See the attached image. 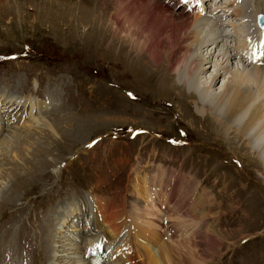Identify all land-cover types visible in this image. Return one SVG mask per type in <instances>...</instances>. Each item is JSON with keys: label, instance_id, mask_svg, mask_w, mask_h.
<instances>
[{"label": "rangeland", "instance_id": "374dc122", "mask_svg": "<svg viewBox=\"0 0 264 264\" xmlns=\"http://www.w3.org/2000/svg\"><path fill=\"white\" fill-rule=\"evenodd\" d=\"M134 1L0 0V51L3 54L19 51L21 43L29 42L38 50L55 52L76 61L74 66H55L57 71L53 83L42 81L41 89L53 95L55 101L63 105L66 102L59 92L65 85L69 86L67 83L69 78L65 74L77 77L79 70L81 76H89L88 69L96 71L99 79L105 83L115 82L121 90L130 91V95L142 100L128 102L119 90L95 82L89 96L81 94L80 98L72 101L76 110L62 112L60 115L57 114L58 116L50 114L44 116L46 120L42 121L44 123L47 121L56 129L55 135L49 128L31 127V123L37 117V113L35 117L33 116L34 111L31 115L28 113L26 121L19 119V116H13V121L9 123L13 125L10 132H15L17 137L12 139L10 152L0 153V188L2 183L7 187V191H4L6 194L1 196L2 200L0 199V242L4 239L3 246L9 243L16 245L9 254L15 252V256L20 255L21 248H16L20 232L30 223L37 236L36 242L40 245L39 264L56 262L63 264L60 261H67V258L58 254L56 261L51 257V248L57 250V247L63 248L64 245L67 249L68 242L63 244V239L67 236L60 233V238L58 234L54 236L57 230L54 229L58 228L59 225L55 223L68 213V208L73 209L75 213L78 212L73 190L95 186L99 195L104 192V185L100 182L103 177L96 175L103 174L106 168L114 170L129 181L132 176L138 179L135 172L128 178L130 169L151 167L153 162L156 166L160 164L170 170L178 167L182 171L190 172L191 179L197 182V191L200 189L210 195L211 190L209 193L206 190L207 184H214V192L217 191L216 205L206 214L214 217L216 222L219 221V225L217 223L216 226L205 229L203 226L208 223L204 221L197 230L199 232L193 233L192 221L185 215L191 223L189 229L187 227V231H184L185 238L160 239V243L173 250L171 254L176 259L174 264L180 261L179 255L183 253L184 256L181 257L189 261L187 257L185 258L186 254L190 256L187 252L188 247L195 255H203L202 264L220 262L236 264L237 259H242L243 256H249L255 264H264V157H257L258 153L255 154L257 152L255 149L259 148L258 142H252L249 147L247 142L243 138L239 139L235 133H226L224 128L222 131L216 118L211 114L207 113L204 116L195 114L198 97L189 91L187 84L185 88L178 87L181 86L178 80L179 73L186 70V77H189V72H192L196 63L190 53L188 42L181 36L174 41L161 37L160 61H154L149 55L147 42L148 39L153 40L150 35L158 31V24L151 25L150 21H146L142 16H135L133 7L138 6L133 4ZM179 2L184 3V0L168 3L173 13L169 23H173L180 14L188 13V18L196 15L194 10V13H190L186 8L178 9ZM209 3V0L204 2V14L210 13ZM228 20L235 25L239 24L233 17L222 19L223 22ZM241 22L238 30L244 24ZM229 26L223 23V31L231 32ZM153 45L155 46V43ZM157 47L158 44L156 51ZM217 52L218 49L212 59L204 63L207 69L205 68L206 71L200 75L202 76L200 83H205V80L214 74ZM232 62L230 69L234 70L238 61ZM45 64L51 66L53 62H42L43 66ZM3 65L5 64L0 65V80L10 81L4 86L3 91H13L11 94L26 91L29 84L25 82V77L28 78L31 74L38 75V72L26 74L25 77H21L23 81L17 79L12 82L10 80L12 75L10 77L4 73L11 68L7 69ZM51 70L52 67H48L45 71ZM107 70L108 73L105 75L100 74ZM228 76L229 74L224 72L215 80L210 90L219 92ZM47 85L52 86L46 87ZM7 97L0 96L2 121L11 118L10 114L7 115V109H3L2 100L14 99L17 102V98ZM23 100L33 101V98ZM144 101L147 104H144ZM125 128L144 129L161 137H172L196 145L182 151L171 148L163 150L164 148L159 145L149 144L153 136L143 135L132 142L121 139L115 143L102 138L91 149H84V145L91 138L102 136L106 132H119ZM6 134L7 132L0 133V138H4ZM198 155L201 160L196 157ZM116 159H122L124 162L115 164ZM62 162L64 165L60 167ZM192 166L201 175L206 174V180L196 181L198 173L191 170ZM184 183L189 184L188 181ZM123 186L124 183L117 187ZM114 190L107 196H111ZM149 194L148 191L144 193L146 197ZM156 199L157 196L151 201L148 214L153 215V212H157V219L154 218L157 224L155 228L150 227L162 237L163 235L158 232L160 217L168 215L172 208L169 205L170 207L160 213ZM135 202L133 199L132 203ZM142 204L137 205H140V208ZM147 217L148 221L151 220L150 215ZM65 221L66 223L69 221L66 228L69 232L66 234L72 232L76 237L77 231L83 227L80 218L77 222L71 218ZM141 226L143 232L147 225L143 226L142 223ZM6 229L10 230L9 236L3 234ZM260 230L263 231L259 233ZM212 232H217V235H213ZM82 234L75 240L80 244ZM14 235L16 239H13ZM67 239H70L69 236ZM158 250L159 246L155 244L151 254L156 256Z\"/></svg>", "mask_w": 264, "mask_h": 264}, {"label": "bare ground", "instance_id": "6f19581e", "mask_svg": "<svg viewBox=\"0 0 264 264\" xmlns=\"http://www.w3.org/2000/svg\"><path fill=\"white\" fill-rule=\"evenodd\" d=\"M171 1L177 2L181 0H167V2H165V0H135L133 2L134 5L138 6V8L133 7L135 16H142L146 19V21H150L151 25H153V23L158 24V31H155L150 35L153 40L148 39V42L145 41V43L147 42V44H149V55L153 57L154 61H160L159 51L162 49V43L160 40L162 39L161 37H164L168 41H174L181 36L185 42H188L190 53L195 58L196 63L192 72H189V77H186V70L179 73L178 80L180 82L179 85L181 84V86L178 87L183 88L184 86L185 88V85L187 84L189 91L193 94L195 93L194 95L198 97V101L195 104V114L200 116H204V114L207 113L211 114L212 116H214V118H216V121L218 125H220L222 131L224 128L226 133H235V135L239 137V139L243 138L247 142V146L249 147L251 146L252 142H258L257 144L259 145V148L255 149L257 150V152H255L253 149L252 150L255 152V154L258 153L257 157H264V59L261 55V49L264 45V31H259L254 24V16L257 13H264V8L259 4L250 8L248 6L249 3L247 0H238L241 5H234L235 1L230 0L229 3H224L226 5L222 6H219L216 3L213 4L214 6L212 9L214 10L211 9L209 11L210 13L204 14L203 6L206 0H192V2H196L195 6L193 8H190V6L192 5L190 4L188 7L185 8L187 9V11L193 9L196 12V15H193L192 18H188V13L180 14L179 16H177V19H175L173 23H169L170 17L173 14L170 7H168V3ZM217 1L219 2L220 0ZM181 4H186L185 0L184 3ZM177 8L181 9L179 7V4ZM249 12L251 13L252 17L251 20L253 23V28L252 26H248V24L246 27V24L244 23L245 16L243 15ZM228 16L230 18L233 17V19L236 22H239V24L235 25L234 22H230L229 20L223 22L222 19H227ZM241 21H243L244 24L241 25L240 30H238L240 23H242ZM223 23L228 24V26L230 24L231 27L229 26V28L231 31L233 30L234 32H224L222 29ZM250 27L252 28V30L249 31ZM168 29H170V31H168ZM253 29H255V31ZM237 31L238 33L241 31L242 34H245L247 36V39L244 42H234ZM232 38L234 39L233 45H229L228 42H231V40H233ZM259 38L262 39L260 46L252 44V42H255ZM247 42H251L252 45L247 47L246 51H250L252 54H256V64L254 61L250 60L249 57L244 58V55L240 54V49L243 51ZM153 43H155V46L153 45ZM157 44L158 50L156 51ZM207 44H210V47L205 46ZM216 49H218V52L215 55V58L217 56L218 58H216V60L214 61V74L208 77L205 80V83L202 84L199 80L201 79L200 77H202L200 75H203V72L206 71L204 63H207L210 59H212L213 54L216 53ZM232 61H238V65L236 64L237 66L234 70L230 69L231 64L233 63ZM224 72L228 73L229 76L222 85L219 92L215 93L214 91H211V86H213L215 80H217L219 76L223 75ZM32 85L33 87H35V81L32 82ZM28 98H33V96H27L24 99ZM6 102L9 103V106H13L11 110H8L7 108L9 106L5 108V104L2 103L3 109H7V115L10 114L11 118L16 112L15 111L14 114H12V111H14V109L16 108L20 109V107H22L26 110L28 107L29 115L32 109L33 111H35L36 109L37 117L36 120L34 119L35 121L31 123V127L49 128V131L55 135L56 129H54V127H52L47 121H45L44 123V121L42 120H46V118L44 116L41 117L38 114V107L40 102L34 104L31 100H21L20 98H17V102L14 99L7 100ZM33 116H36L35 112ZM11 118H8L6 121H2V118L0 117V133L3 132L4 134L5 132H7L4 138H0V153H2L3 151L10 152L12 148L11 142L14 140V138L17 137L15 132H10L11 126H13L12 124H9L11 121H13V118L12 120ZM90 121L92 120H88V122ZM86 125L87 122L85 126ZM259 153L263 154L259 155ZM191 176L192 175L190 173L187 177H182L183 183L184 181H188L189 184H192L195 187L189 190V187H191V185L186 183L182 184L183 188L189 194L193 193L194 190L197 189V182L192 180ZM135 177H137V174L135 175ZM201 186L203 187V185ZM133 188L135 190L136 195V199H134L136 200V202L134 204L137 213L134 214L135 216L129 214L127 216L126 224L121 221L117 216L115 212L116 206L113 204L112 201L103 200L102 203L100 198L99 200L95 199L93 201V205L96 214H93L88 210H85L86 208H84L82 212L86 216V218L90 217L91 227L98 230L94 238L96 239L99 236H103L107 240H117L116 238L123 228H125L124 235L127 239L131 235H133V239L129 242L131 252L127 251L124 248H114L112 253L115 254L116 258L113 262L109 261L110 264H174V261L176 259L172 257L171 252L173 250L169 247H166L164 243H160V239L162 237L158 236V233L154 230L157 224L154 222V218L157 219V212H153V215L148 214V209L150 210L151 207V201L154 197L157 196V194L154 195L153 193H150L149 196L151 198L147 196L149 197V200L147 201V197L146 195H144V193L147 191L144 183H138L137 181H135L133 183ZM4 191H7V187L4 185V183H2V187L0 188L1 200L3 199V197L1 196H4V194H6ZM142 203H144L145 205H143ZM188 203L190 204L188 208L189 211L186 210L188 212H185V215L187 217L189 216L188 218L192 221L191 228L193 230V233L199 232L197 231L198 228L202 226V223L206 219L210 220V224H205L203 226L205 227V229L211 226H216L217 223L219 225V221L216 222L214 220V217L212 218L211 216H209L210 214H206L209 213V211L213 210L214 206L216 205V201L213 200L211 197H208L205 191L202 192L200 189H198L195 197L192 198V202ZM137 204L142 205L139 208L140 205L138 206ZM192 209L194 210L191 211ZM156 211L159 210L156 209ZM67 212L68 213L63 218L61 217L57 221V223H55V225L59 226L58 228L54 229H57V232H54V236L55 234H58V238H60L59 236H61L59 235V233L64 234L67 237L69 236L70 239H67V237L63 239V244L65 242H68V244H66L67 249L64 248V245L63 248L57 247V250H54L53 247L51 248V257L55 258L56 261L58 259V256L67 258V261H60L63 264H90L89 261L84 258L83 244L81 245L80 243L75 241L78 239L79 234L84 233V228L82 227L81 230L77 231L76 237L74 236V234H72V232L71 234H66L69 232L66 229L68 227L69 221L66 223V221L64 222V220L71 218L75 220V222H77V220H79L80 218V215L78 212L75 213L73 209L69 208L67 209ZM190 213H192V215H190ZM147 215L151 216V220L148 221L146 219ZM130 220L137 221L132 222ZM142 223L143 226L147 225V228L145 230V227L143 228V232L141 231ZM150 226H153L154 228ZM75 230H77V228H75ZM88 231L89 229L85 230V232ZM216 233L217 232L213 233V235H215ZM64 235H62V237ZM15 237L16 236L14 235L13 239H15ZM54 239L55 237L52 238V240ZM58 240H55V242L59 243ZM4 241L5 240L3 239L1 241L2 243L0 242V262L2 261L4 247H6L5 245L3 246ZM192 242H190V244H193ZM112 243L113 242H109V245ZM155 244L156 246H159V250L156 253V256L151 254V249L155 246ZM7 246L10 247V244H7ZM59 250L63 253H60ZM187 252L190 254L191 257L186 254L185 258L187 257L189 261L187 259V261H185L184 257H181V255L184 256L183 253L179 255L180 257L178 259L180 261L178 260L179 262L176 264H180L181 259L182 263L184 264H202L203 255H195L192 251H190L189 247L187 248ZM53 264H59V262Z\"/></svg>", "mask_w": 264, "mask_h": 264}, {"label": "snow or ice", "instance_id": "6c2138e0", "mask_svg": "<svg viewBox=\"0 0 264 264\" xmlns=\"http://www.w3.org/2000/svg\"><path fill=\"white\" fill-rule=\"evenodd\" d=\"M89 147H91V145H89Z\"/></svg>", "mask_w": 264, "mask_h": 264}]
</instances>
